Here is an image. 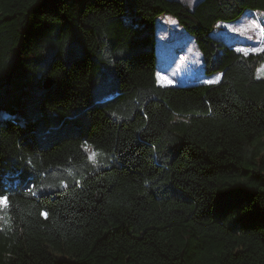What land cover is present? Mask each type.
I'll return each mask as SVG.
<instances>
[{"label": "trees", "instance_id": "obj_1", "mask_svg": "<svg viewBox=\"0 0 264 264\" xmlns=\"http://www.w3.org/2000/svg\"><path fill=\"white\" fill-rule=\"evenodd\" d=\"M247 11L0 0V264H264V50L211 35ZM163 15L218 82L159 84Z\"/></svg>", "mask_w": 264, "mask_h": 264}, {"label": "rangeland", "instance_id": "obj_2", "mask_svg": "<svg viewBox=\"0 0 264 264\" xmlns=\"http://www.w3.org/2000/svg\"><path fill=\"white\" fill-rule=\"evenodd\" d=\"M190 9L200 0H178ZM125 15L127 21H132L135 17L133 13V0H123ZM166 16V17H164ZM157 20V78L161 86H192V85H209L216 83L215 77L217 73L205 75L203 73V62L201 55L195 45L192 36L185 32L176 21L168 15H163ZM137 19V17H135ZM168 21H174L184 33H182ZM165 23L169 27L165 26ZM259 25V27H251V25ZM166 28V29H165ZM212 37L223 45H232L236 50L240 51V45H249L253 49L242 48L249 52H261L264 50V12L263 11H247L238 19L231 22L219 21L213 28ZM176 39V40H175ZM183 52L179 55V53ZM264 64L261 65L256 72L257 78H264ZM208 81H212L209 83ZM84 151L90 160L91 154L95 152L92 147H84ZM96 153V152H95ZM3 205H0V209ZM5 226L6 220L4 214L0 210V225Z\"/></svg>", "mask_w": 264, "mask_h": 264}, {"label": "crops", "instance_id": "obj_3", "mask_svg": "<svg viewBox=\"0 0 264 264\" xmlns=\"http://www.w3.org/2000/svg\"><path fill=\"white\" fill-rule=\"evenodd\" d=\"M194 7H195V6H194ZM164 17H166V16H164ZM164 17L161 16L160 19H161V18H163V19H167V18H164ZM168 22H169V23H170V22L173 23V25H174V26H175V27H176V28L182 33L181 35L183 36V33H184V32H183L179 27H177V25H176V23H175L174 21H168ZM165 26H166V27H169V25L166 24V23H165ZM156 28H157V23H156ZM165 29H166V28H165ZM157 30H158V29H157ZM156 32H157V31H156ZM184 34H185V33H184ZM175 40H176V39H175ZM227 46L230 47V48H234V46H232V45H227ZM156 47H157V45H156ZM240 48H248V49L250 48V49H253V48H252L251 46H249V45H245V46H244V45H240ZM234 49H235V48H234ZM182 53H183V52L179 53V55L182 54ZM246 53H247V52H246ZM215 75H216V77H215V78H216L215 81L218 82V81L221 79L222 73H217V74H215Z\"/></svg>", "mask_w": 264, "mask_h": 264}, {"label": "snow or ice", "instance_id": "obj_4", "mask_svg": "<svg viewBox=\"0 0 264 264\" xmlns=\"http://www.w3.org/2000/svg\"><path fill=\"white\" fill-rule=\"evenodd\" d=\"M251 27H259V25H251ZM240 51H245L244 49H240ZM261 72L264 73V69H261ZM209 83H211L212 81H208ZM87 147V146H85ZM97 154L95 152H93L91 154V157L90 158H94ZM7 198L6 197H0V205H4L6 206L5 202H6Z\"/></svg>", "mask_w": 264, "mask_h": 264}, {"label": "water", "instance_id": "obj_5", "mask_svg": "<svg viewBox=\"0 0 264 264\" xmlns=\"http://www.w3.org/2000/svg\"><path fill=\"white\" fill-rule=\"evenodd\" d=\"M48 85H49V82L47 81L46 84H45V87H48Z\"/></svg>", "mask_w": 264, "mask_h": 264}, {"label": "built area", "instance_id": "obj_6", "mask_svg": "<svg viewBox=\"0 0 264 264\" xmlns=\"http://www.w3.org/2000/svg\"><path fill=\"white\" fill-rule=\"evenodd\" d=\"M242 49V48H241Z\"/></svg>", "mask_w": 264, "mask_h": 264}]
</instances>
